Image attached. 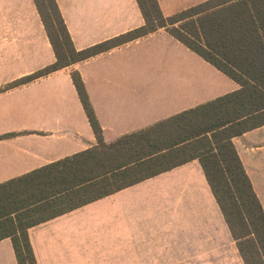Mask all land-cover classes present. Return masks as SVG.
Masks as SVG:
<instances>
[{
    "label": "crops",
    "instance_id": "obj_1",
    "mask_svg": "<svg viewBox=\"0 0 264 264\" xmlns=\"http://www.w3.org/2000/svg\"><path fill=\"white\" fill-rule=\"evenodd\" d=\"M210 0H157L165 18ZM0 2V185L91 149L97 140L71 72L79 73L105 144L240 89L159 29L9 88L55 62L33 0ZM73 46L84 50L145 21L136 0H55ZM12 5L15 12L5 7ZM179 138L185 129L173 127ZM191 140L174 148L193 156ZM256 194L264 180V125L232 138ZM47 212L46 214H49ZM198 159L28 228L37 264H245ZM0 227V264H17Z\"/></svg>",
    "mask_w": 264,
    "mask_h": 264
},
{
    "label": "trees",
    "instance_id": "obj_2",
    "mask_svg": "<svg viewBox=\"0 0 264 264\" xmlns=\"http://www.w3.org/2000/svg\"><path fill=\"white\" fill-rule=\"evenodd\" d=\"M33 1L55 62L9 88L165 29L240 89L105 144L84 83L71 72L97 145L0 185V227L6 228L17 264H37L28 228L47 215L71 211L191 159L199 160L245 264L263 259L264 211L231 140L264 125V0H210L170 18L162 15L157 0H136L145 21L141 28L79 51L55 0ZM178 126L186 134L176 138L170 129ZM187 140L192 143L182 148L193 156L180 159L174 148Z\"/></svg>",
    "mask_w": 264,
    "mask_h": 264
},
{
    "label": "rangeland",
    "instance_id": "obj_3",
    "mask_svg": "<svg viewBox=\"0 0 264 264\" xmlns=\"http://www.w3.org/2000/svg\"><path fill=\"white\" fill-rule=\"evenodd\" d=\"M3 0H0V2H2ZM5 1H7V3H13L12 2V0H5ZM34 2V1H33ZM8 8H10L11 9V11H13V12H15V9H14V7L12 6V5H9V7L8 6H6L5 7V12H8ZM262 177H264V176H262ZM254 190V189H253ZM255 191V190H254ZM256 191H257V197H258V199H259V201H260V203H261V206H262V209H263V211H264V180L263 179H261L259 182H256ZM256 193V192H255ZM228 236H229V234H228V231H227V229H226V223H225V232H224V237L225 238H228ZM261 250V249H260ZM262 251V250H261ZM264 256V255H263ZM244 261V260H243ZM262 261H264V257H263V259H261V257L259 258V257H257L256 259H255V264L256 263H262ZM235 263H237V262H225V263H222V264H235ZM245 263V262H244ZM254 264V263H253Z\"/></svg>",
    "mask_w": 264,
    "mask_h": 264
}]
</instances>
